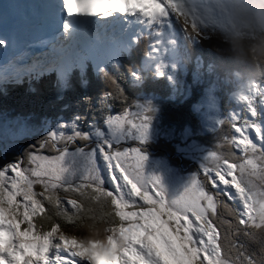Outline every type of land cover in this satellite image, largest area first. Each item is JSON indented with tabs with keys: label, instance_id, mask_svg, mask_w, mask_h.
<instances>
[{
	"label": "snow or ice",
	"instance_id": "snow-or-ice-1",
	"mask_svg": "<svg viewBox=\"0 0 264 264\" xmlns=\"http://www.w3.org/2000/svg\"><path fill=\"white\" fill-rule=\"evenodd\" d=\"M169 9L177 18L183 17L185 26L191 17L195 37L202 35V17L187 0H49L41 13L52 34L51 41L41 43H50L54 53L46 69L55 68L61 75L70 70L65 42L89 38L119 47L125 43L123 27L130 21L128 17L153 22L168 18ZM15 46V37L5 33L0 39V56L7 59ZM257 94L264 103V86L255 81L239 96L252 118ZM110 97L108 94L106 99L110 101ZM135 108L138 122L131 125L134 132L122 126L119 116L107 119L117 143L126 135H132L138 144L147 140L153 110ZM125 117L131 119L127 113ZM236 119L232 117V121ZM249 130L255 132L259 145L245 134ZM235 131L241 138L233 143L243 156L230 154L229 162L227 156L210 153L214 167L201 166L205 179L194 175L184 195L168 196L167 202L163 187L155 189L157 199L149 195L146 157L139 147L132 148L131 154L105 152L104 144L111 148L112 140L96 133L97 148L107 162L102 175L96 149L68 151L67 145L74 141H88L87 133L75 127L67 136L50 132L38 147H49L58 153L56 157L49 159L38 150H29L0 167V264H264V128L243 120V127H235ZM130 159L135 164L126 163ZM155 180L160 185L159 178ZM207 183L215 191L207 189ZM105 185L114 187L107 190ZM134 196L143 203L132 199ZM68 225L72 228L66 230ZM84 229L87 235L81 234ZM255 229H260L258 235ZM241 236L256 241L259 252L250 249Z\"/></svg>",
	"mask_w": 264,
	"mask_h": 264
},
{
	"label": "trees",
	"instance_id": "trees-1",
	"mask_svg": "<svg viewBox=\"0 0 264 264\" xmlns=\"http://www.w3.org/2000/svg\"><path fill=\"white\" fill-rule=\"evenodd\" d=\"M169 13L168 19L172 20L170 21L172 28L179 29L180 26L182 27L180 45L173 57L176 60L178 73L186 74V78H194L198 75V80L201 82L215 85L216 95L219 98V110L222 115L225 116L231 110L234 114L241 113L243 118L247 113V108H245L244 103L235 101L232 95L236 93L234 91L238 85H244L245 82L241 79V70L232 63L230 53L226 50L222 41L211 29L205 27L200 29L202 35L195 37L190 19L188 25L185 26L183 17L177 18L176 14L172 13L170 9ZM138 46L142 48L139 49ZM147 49L145 41H142L136 48H131L128 53L121 54L118 64H112L108 61L109 64H106L105 69H100L101 72L100 70L94 71L90 61L83 60L84 63H87V66L85 64L86 68L82 66V62L78 63L70 68L61 80H55L48 73H44L43 76L26 79L20 84L12 83L3 88L0 87V111L2 110L0 113L7 112L16 115L20 119L33 118L38 122H55L57 120L74 122L76 130L90 134L91 139L99 131H101L100 133L105 131L103 130L104 124L109 117L113 115L121 116L127 113V109H133L131 104L137 100L138 95L151 94L159 100V107L164 110L161 114L163 116L162 126L159 125V128L174 127L180 129L187 125L190 127L197 126L200 123V112L198 114V111H196V105L198 104L195 100L196 97L202 95L203 90L199 85L194 88L198 91L197 95L192 92L189 97L183 98L181 89L175 85L172 79L166 78L165 74H162V77H154L147 71L143 73L145 77L140 80L132 77L131 68L137 62L144 61ZM102 70H107L109 77H106ZM213 77L217 79L212 83L208 81ZM139 81H142L141 85L135 86V83ZM256 83L264 86V78H258ZM121 90L123 95H121ZM108 94H111L110 101L106 99ZM198 106L199 110L205 111L202 103ZM259 109L260 111L256 112V118L262 116L258 114L261 113L262 108ZM219 126L218 124L216 128ZM94 130L96 132L92 133ZM217 131L213 133V129H205L208 135L201 136V140L209 141L214 135L213 141L215 144H212L213 149L228 152L231 147H225V138L223 134ZM43 139V136L34 137L32 143L39 146ZM97 139L94 140L95 143ZM188 139L193 140L191 136ZM76 141L82 145L84 144V148L87 150V141ZM101 143L103 144V141ZM20 144H23L21 153L19 151L3 153L0 150V167L6 163L14 162L18 157H22L26 151H34L28 139H23ZM92 144L91 142L88 148ZM70 146L75 147L73 143ZM106 146L104 144V147ZM148 147L152 151L163 154H165V150L170 155L173 153L169 144L162 140L149 143ZM94 148H97V143ZM232 150H236L233 145ZM38 153L54 155L57 152L45 147L44 149H38ZM225 202L229 204V207H232L231 201L225 200ZM228 219L231 220L232 217H228ZM61 222L63 223V221ZM44 226L47 228V223ZM71 228L72 226L68 225L66 230ZM254 231L257 235L260 232V230ZM81 234L87 235V230H81ZM239 239L247 244L250 249L259 252V245L256 241H250L243 236Z\"/></svg>",
	"mask_w": 264,
	"mask_h": 264
},
{
	"label": "rangeland",
	"instance_id": "rangeland-1",
	"mask_svg": "<svg viewBox=\"0 0 264 264\" xmlns=\"http://www.w3.org/2000/svg\"><path fill=\"white\" fill-rule=\"evenodd\" d=\"M159 20L166 21V18H161ZM191 20V17H190ZM134 22L138 21V23H135L136 26L133 24L127 25L123 27V32L126 33L128 36H133L136 34L137 28H144L148 25L149 22L144 21L143 19H136L133 20ZM154 23L156 21H153ZM147 29V28H145ZM162 33L166 35L168 33L169 28L166 26H163ZM142 31V30H141ZM151 34H154V30H151ZM150 34V33H149ZM150 34V35H151ZM167 36V35H166ZM173 37H166L165 39H159L157 45L155 48L150 52V55L147 59H144L143 62H137L136 65H133L132 73H136V75L139 77L137 80H140L142 77H145L143 73H146L147 71L152 74L154 77L159 76L162 77V74H165L166 78H170L173 80L175 85H177L181 89V95L183 98L189 97V95L194 92L195 95H197L198 91H196L194 88L198 85L200 88H202V95L199 97H196L197 104H201L204 107L203 110H199V104L196 105V111L200 116V123L197 124V126H185L184 128H159L162 124V118L161 115L164 111L162 107H159V100L152 96L151 94H140L137 96V100L133 102L131 105H133V109H127L128 117H131V119H128L125 117V113L119 117L122 118L121 123L122 126L126 129H129L130 131L134 132L135 130L131 128L132 123H137L138 118L135 116V113L137 112V109L135 108L137 105L139 106H148L153 111L151 112V119H150V125H149V132L147 136V140L143 144H138V141L133 138L132 135H126L124 138L120 139L119 143H117L111 133L109 132L107 128V124H104V128L102 133L99 131V133L102 136H106L109 140H112V147L108 148V146L105 147V152H129L131 154V149L139 147L142 154L146 157V160L144 162V175L145 179L148 181V188L151 189L149 191V195L153 196L154 199H157L158 197L155 194V189L158 187H163L165 189V200L167 202L168 196L169 198H174L176 196L184 195V189L190 185L191 178L196 175L198 180L203 181L205 179L204 173L202 171V165H208L210 167H214V161L210 157V153H215L218 156H227L229 157V162H231V155H234L236 157H242L243 152L235 146V143L233 141L238 142L241 138L240 133H237L235 131V127H243V120H249V122L254 123L258 125L261 128H264V103L259 102V96L256 95L254 99V106L256 108V112L260 111L261 113H258L262 115L260 118H252L250 116V113L248 111V106L245 101H242L239 99V96L242 92L247 91V85H241L239 84L236 90L234 91V95H232V98L240 103H244L246 109V115L242 118L241 113L231 112L230 110L227 112L225 116L222 115L221 111L219 110V98L216 95V86L213 84H209L208 82L203 83L200 80H198V75L194 78H186V74H179L178 73V67L176 66V60L173 58L176 50L174 43L172 42ZM131 43V38L129 42L124 43L122 48H126L128 44ZM66 51L69 55L72 57H77V53H80L81 50L76 52L74 48L72 47L71 43H67L65 45ZM138 48H142L141 46H138ZM178 55L181 57V55L178 53ZM179 57V58H180ZM72 61V59H70ZM179 74V75H178ZM133 77V76H132ZM134 78V77H133ZM217 78L213 77L212 79L208 80L215 81ZM191 81V82H189ZM142 81L136 82L135 86L141 85ZM185 84V85H184ZM241 85V86H240ZM212 88V90H210ZM211 91V92H210ZM240 92V93H239ZM217 97V99L215 97ZM258 98V100L256 99ZM198 106V107H197ZM233 114L238 119L235 121H232L230 119ZM112 117H117L116 115H113ZM0 118H3V130L0 137V150L3 153L12 152L14 153L19 151L21 153V150L23 148V144H20V141L23 139H28L29 144L33 147L34 151H37L39 149L38 146H35L32 142L34 137L37 136H48L50 132H57L58 134L60 132H63L66 136L71 135L73 132V127H75L74 122H65L63 120H57L55 122L53 121H41L38 122V120L30 119V118H22L20 119L16 115H11L9 113H0ZM198 118V117H197ZM226 120V121H225ZM224 121L223 124H219L218 122ZM227 122V123H225ZM233 122V123H232ZM241 123V124H239ZM220 125L216 128L217 125ZM235 125V127L233 126ZM61 125H65V128H61ZM17 128L15 129V127ZM162 126V125H161ZM205 129H213V133L218 130V133L223 134V137L225 138V147H231L229 148V151H221L214 150L212 147V144H215L213 141V137L209 141L201 140V136L208 135L207 132H205ZM76 130V127H75ZM79 131V130H76ZM80 133H86L83 131H79ZM96 132L95 130L92 131V133ZM88 134V133H87ZM246 135H250L251 138L255 140V132L252 130H249V132H245ZM90 136V134H88ZM191 136L193 140L191 141L189 138ZM93 138H98L96 134L87 141V150L84 148V144H80L77 141H74L73 144L75 147H71L70 144L67 145L69 152H74L78 146L80 148H84L85 152H91L93 149H96V164L97 168L101 170L102 175H104V169L106 167V161L103 159V155L100 153L99 148H94L96 143L94 142ZM164 141L166 144H169L170 148L172 149L173 153L172 155L168 154L165 150V154L161 152L152 151L149 149V143H156L157 141ZM93 143L89 148V144ZM206 142V143H205ZM257 145H259V141L255 140ZM235 146L236 150H232ZM35 146V147H34ZM57 147L63 148V144H58ZM33 151V150H31ZM9 154V153H8ZM39 155L48 157L49 159H52L58 155V153L54 155H47L44 153H38ZM158 154V155H157ZM224 154V155H222ZM242 155V156H241ZM5 156V155H4ZM2 156V157H4ZM100 157V158H99ZM115 163V161L113 162ZM128 164H135L134 160H128L126 161ZM2 165L1 167H3ZM185 166V167H184ZM199 169V170H198ZM117 174H119V170L117 171ZM155 177L159 178L160 185L155 180ZM203 177V178H202ZM230 179V178H229ZM210 184V185H209ZM38 188V186H36ZM107 190H111L113 185H105ZM205 187L211 191H215L211 188V183H207ZM35 190V189H34ZM131 190V185H128L127 191ZM18 200L22 201L21 197L17 198ZM132 199L137 200L139 203H143L142 200L139 199V197H132ZM66 203V202H65ZM71 208V206H68ZM223 211V210H222ZM25 225H21V228L23 229ZM260 230V229H255Z\"/></svg>",
	"mask_w": 264,
	"mask_h": 264
},
{
	"label": "clouds",
	"instance_id": "clouds-1",
	"mask_svg": "<svg viewBox=\"0 0 264 264\" xmlns=\"http://www.w3.org/2000/svg\"><path fill=\"white\" fill-rule=\"evenodd\" d=\"M187 2L222 41L245 84L264 78V0Z\"/></svg>",
	"mask_w": 264,
	"mask_h": 264
},
{
	"label": "bare ground",
	"instance_id": "bare-ground-1",
	"mask_svg": "<svg viewBox=\"0 0 264 264\" xmlns=\"http://www.w3.org/2000/svg\"><path fill=\"white\" fill-rule=\"evenodd\" d=\"M17 10L18 9V5L16 3V0H4V5L2 7H0V39H3L4 34L8 33L9 30H11L12 27L14 26H22V22L21 21H16L20 19V16L18 15L17 17L13 15V11L12 10ZM108 19H111L108 18ZM45 39V38H44ZM43 39V41H44ZM128 40V39H127ZM125 38V41H127ZM81 44L83 45V47H88L89 44H87V40H86V45H84L82 43V41L80 40ZM29 64V63H28ZM109 64V63H108ZM31 68V67H29ZM105 69V68H104ZM107 71V70H106ZM101 72V70H100ZM185 85V84H184ZM236 86V85H235ZM241 86V85H240ZM31 87V86H30ZM29 87V88H30ZM53 89V88H52ZM212 90V88L210 89ZM218 90V88H217ZM211 92V91H210ZM53 93V92H52ZM216 93V92H215ZM224 93V92H223ZM240 93V92H239ZM219 94V93H217ZM258 95V94H257ZM221 96V95H220ZM229 96V95H228ZM215 97V96H214ZM223 97V96H222ZM217 99V97H215ZM255 99V97H254ZM258 100V98H256ZM226 101V100H225ZM229 101V100H228ZM240 102V101H239ZM242 102V101H241ZM259 103V101H258ZM199 104V103H198ZM230 105V104H229ZM235 108V107H234ZM2 111V110H1ZM0 111V112H1ZM231 111V110H230ZM3 113V112H2ZM236 115V114H235ZM232 116V115H230ZM234 116V115H233ZM232 118V117H231ZM239 118V117H238ZM233 123V122H232ZM218 132V131H217ZM242 156V155H241ZM185 167V166H184ZM203 178V177H202ZM210 185V184H209Z\"/></svg>",
	"mask_w": 264,
	"mask_h": 264
},
{
	"label": "water",
	"instance_id": "water-1",
	"mask_svg": "<svg viewBox=\"0 0 264 264\" xmlns=\"http://www.w3.org/2000/svg\"><path fill=\"white\" fill-rule=\"evenodd\" d=\"M2 121H3V118H0V137H2L1 136V133H2V130H3V123H2ZM17 128V126L15 127V129Z\"/></svg>",
	"mask_w": 264,
	"mask_h": 264
}]
</instances>
